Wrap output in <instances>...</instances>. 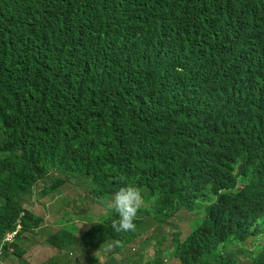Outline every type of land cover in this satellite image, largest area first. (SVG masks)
Listing matches in <instances>:
<instances>
[{"label": "clouds", "instance_id": "obj_1", "mask_svg": "<svg viewBox=\"0 0 264 264\" xmlns=\"http://www.w3.org/2000/svg\"><path fill=\"white\" fill-rule=\"evenodd\" d=\"M100 1L18 4L26 18L12 19L15 79L38 78L56 92L61 79L82 81L96 59L125 61L139 44L146 59L123 71L125 82L149 75L166 93L184 92L190 109L201 83L216 81L241 108L216 105L194 132L181 114L187 109L165 113L177 137L158 142L153 164L151 146L135 148L145 156L135 182L114 162L109 183L48 169L37 139L0 153L8 181H0V264H189L175 256L189 250L199 252L195 264H264L260 224L248 230L253 237L223 236L228 212L249 206L264 217V147L244 142L264 134V117L245 113L264 99V0ZM107 18L130 32L110 36ZM109 93L124 96L122 81ZM16 133L0 114V150ZM224 157L235 160L230 174ZM153 170L159 180L149 183ZM244 190L253 194L247 202Z\"/></svg>", "mask_w": 264, "mask_h": 264}, {"label": "trees", "instance_id": "obj_2", "mask_svg": "<svg viewBox=\"0 0 264 264\" xmlns=\"http://www.w3.org/2000/svg\"><path fill=\"white\" fill-rule=\"evenodd\" d=\"M29 0H0V114L17 132L0 150V153H11L14 149L28 145L33 140L45 142V158L48 169L63 168L66 176L88 174L106 183L114 175L109 171L112 163L121 171L128 182H135L142 171L145 156L134 155L135 148L151 146L149 161L155 162V146L158 142H169L176 138L165 113L174 109H187L181 114L187 121L190 131L197 130V124L213 112L216 105L234 104L241 108V102L235 97L234 103L216 81L201 83L196 91L198 99L189 109L184 92L169 94L161 90L157 82L149 75L133 82H125L123 71L135 70L146 59V53L139 44H134L125 61L96 59L85 73L82 81L75 77L61 79L56 92L43 84L40 79L18 81L12 75L9 53L12 50L11 25L15 17L26 18L19 5H26ZM106 7L113 3L105 0ZM19 4V5H18ZM110 36L129 33L130 25L124 21L106 20ZM120 43V36H117ZM107 54L111 56L110 53ZM117 70V73L114 71ZM122 81L124 96L110 94L113 86ZM136 90L132 95V90ZM245 110V109H244ZM217 112V110H216ZM246 115L264 117V99L253 110H245ZM12 123V124H9ZM264 147V134L250 137L244 142ZM225 172L230 174L235 160L222 158ZM160 173L152 171L148 176L149 183L159 180ZM0 181L8 184L0 175ZM102 181V182H103ZM232 188L233 183L224 184ZM242 200H250L252 193L242 191ZM251 219L253 223H248ZM226 229L223 236L253 237L248 230L255 223L264 229V217L254 214L246 206L239 211L228 212L224 218ZM258 226V227H260ZM103 235L102 226H97ZM248 231V233H247ZM199 252L189 250L186 253L175 251V256L187 259L195 264ZM65 264L66 262H59Z\"/></svg>", "mask_w": 264, "mask_h": 264}, {"label": "rangeland", "instance_id": "obj_3", "mask_svg": "<svg viewBox=\"0 0 264 264\" xmlns=\"http://www.w3.org/2000/svg\"><path fill=\"white\" fill-rule=\"evenodd\" d=\"M160 261H163V258H160Z\"/></svg>", "mask_w": 264, "mask_h": 264}]
</instances>
